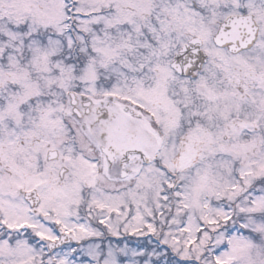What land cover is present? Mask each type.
Masks as SVG:
<instances>
[{
    "label": "snow or ice",
    "instance_id": "snow-or-ice-1",
    "mask_svg": "<svg viewBox=\"0 0 264 264\" xmlns=\"http://www.w3.org/2000/svg\"><path fill=\"white\" fill-rule=\"evenodd\" d=\"M0 264H264V0H0Z\"/></svg>",
    "mask_w": 264,
    "mask_h": 264
}]
</instances>
